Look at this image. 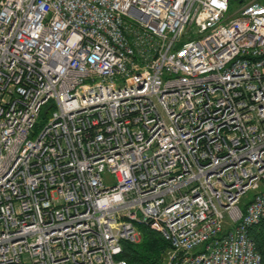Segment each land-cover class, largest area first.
I'll list each match as a JSON object with an SVG mask.
<instances>
[{
  "label": "built area",
  "instance_id": "built-area-1",
  "mask_svg": "<svg viewBox=\"0 0 264 264\" xmlns=\"http://www.w3.org/2000/svg\"><path fill=\"white\" fill-rule=\"evenodd\" d=\"M229 1L0 0V264H127L141 225L261 263L264 0Z\"/></svg>",
  "mask_w": 264,
  "mask_h": 264
},
{
  "label": "trees",
  "instance_id": "trees-1",
  "mask_svg": "<svg viewBox=\"0 0 264 264\" xmlns=\"http://www.w3.org/2000/svg\"><path fill=\"white\" fill-rule=\"evenodd\" d=\"M139 228L141 240L137 243L123 242L119 257L127 264H163V257L170 246L169 242L159 232L145 225ZM248 234L260 253V264H264V219L251 226Z\"/></svg>",
  "mask_w": 264,
  "mask_h": 264
},
{
  "label": "rangeland",
  "instance_id": "rangeland-1",
  "mask_svg": "<svg viewBox=\"0 0 264 264\" xmlns=\"http://www.w3.org/2000/svg\"><path fill=\"white\" fill-rule=\"evenodd\" d=\"M239 5V3L236 1V0H230L229 1V7H228V11H227V14L228 15H232L235 11V9L237 8V6ZM50 115V110L45 113V107H42V110L40 112V115H39V118H38V121L39 123L43 122L45 120V117H49ZM35 131H38V128L37 127H34ZM105 177V181L106 183H111L113 182V178L111 175H104ZM260 188L263 189L264 188V181H262L260 183ZM254 191L253 190H249L247 192H245L242 197H241V201H240V204L242 205V203L247 200L253 193ZM141 240V238H140ZM139 240V241H140ZM138 241V242H139ZM134 243H137V242H134Z\"/></svg>",
  "mask_w": 264,
  "mask_h": 264
}]
</instances>
